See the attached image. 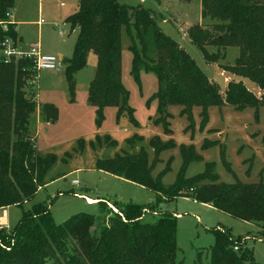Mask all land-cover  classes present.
Segmentation results:
<instances>
[{
	"label": "trees",
	"instance_id": "1",
	"mask_svg": "<svg viewBox=\"0 0 264 264\" xmlns=\"http://www.w3.org/2000/svg\"><path fill=\"white\" fill-rule=\"evenodd\" d=\"M201 17L208 23L187 28L189 40L210 62L224 59L229 48L237 49L232 64H221L223 70L252 81L260 94L249 90L242 80H230L221 93L218 86L203 74L188 53L159 28L149 9L130 7L120 0H78L77 9L66 18L77 29L72 55L64 60L63 75L70 95L74 94V74L87 66V56L96 57L95 75L89 82L87 101L95 108L98 123L108 106L117 109V118L125 115L136 126L133 109L128 105L129 93L121 83L122 33L129 40L131 52L130 75L138 80L139 70L152 72L157 79V91L151 99L157 103L153 121L162 123L170 134L168 107H181L180 115L192 121V110L200 108V128L208 122L210 106L230 105L235 110L264 106V0H199ZM14 0H0V49L8 38L20 45L15 24L9 21ZM216 47L210 53L207 47ZM63 60V59H62ZM32 60L21 58L3 62L0 51V208L21 207L32 199L45 184L48 171L56 163L53 155H38L29 135L31 119L37 103L26 97L24 86L31 75ZM40 113L45 122H54L57 109L42 104ZM190 125V124H189ZM101 142H98L100 144ZM105 145L116 143L108 138ZM140 143L138 138L127 141L129 149ZM154 158L149 162L143 147L136 152L124 150L111 158L96 161L99 170L144 186L155 193V199L145 205L131 202L112 204L113 213L104 200L98 204L107 211V224L97 228L95 217L77 213L55 225L46 205L34 204L23 210L21 218L5 231L0 230V264H185L176 259L177 214L159 211L163 201L191 197L221 209L231 216L257 224L264 231V182L246 184L235 179L232 183L219 181L214 166L185 178L187 166L200 160L192 145L180 146L181 165L175 181L162 183L170 170V157L165 169L157 176L153 168L159 155L172 150V140L162 142L158 137L149 141ZM211 144L206 142L203 147ZM222 157L224 152L221 151ZM224 165L229 164L223 158ZM196 189V190H195ZM157 218L143 222L145 213ZM214 243L209 260L192 264H257L245 240L231 238L229 231L211 230ZM237 247V250L233 248Z\"/></svg>",
	"mask_w": 264,
	"mask_h": 264
},
{
	"label": "rangeland",
	"instance_id": "2",
	"mask_svg": "<svg viewBox=\"0 0 264 264\" xmlns=\"http://www.w3.org/2000/svg\"><path fill=\"white\" fill-rule=\"evenodd\" d=\"M77 1L14 0L10 10L12 20L17 22L22 45L36 44L41 53L57 57L61 54L63 60L59 71L37 72L32 69L24 86L26 97L37 103L29 127L36 153L42 156L53 155L56 163L48 171L45 184L38 188L32 199L21 207L10 206L7 210V228L0 227V230L4 228L9 231L21 218L22 211L30 209L34 204L46 205L55 225L74 214L87 213L95 217V225L99 228L107 224L109 215L107 211H102L99 200L106 201L113 213L117 211L112 205L114 202L117 205L126 202L145 205L152 202L155 193L150 189L99 170L96 161L111 158L124 150L136 152L141 146L151 162L154 154L149 141L154 137L162 142L172 140L175 145L172 150L159 155V162L153 168V175L157 176L165 169L167 160L172 158L170 170L161 178L165 185L175 181L181 165L179 148L182 145H192L200 158L187 166L185 178L199 175L207 164H212L221 182L232 183L235 179L246 184L260 180L264 182V106H260L257 111L252 107L235 110L230 105L210 106L208 122L201 129L199 107L193 108L190 122L180 115V106L170 105L168 128L171 133L167 134L162 123L153 121L157 103L151 98L157 91L156 76L144 69L139 70L138 80L130 75L132 55L128 50L129 40L125 33L121 36V83L129 93L128 105L133 109L137 125L133 126L125 115L117 118V109L113 106L104 108L102 120L95 123V108L87 101L88 85L95 75V64L88 62L87 67L74 74L75 90L72 96L63 75L64 60L71 57L77 35V29H72L65 20L75 11ZM120 1L130 7L149 9L160 30L188 53L221 93L228 81L240 79L249 90L260 94V89L249 79L222 69L221 64L234 62L237 49L229 48L224 59L210 62L189 40L187 28L207 22L202 21L199 0ZM40 19L43 22L38 24ZM207 49L210 53L217 50L213 46ZM89 56L88 59L91 58ZM39 103L52 104L57 109L54 122L44 121ZM105 138L115 142L116 146L105 145ZM134 138H138L140 143L129 149L126 143ZM205 141L211 144L207 148L203 147ZM221 151L224 152L223 157ZM223 158L229 164V169L224 165ZM72 180H77V184H72ZM86 197L96 199L95 203H88ZM159 209L179 214L176 219L178 261L192 264L197 260L198 252H202L201 261L206 263L209 260V249L214 243L211 230L223 229L229 231L234 240L244 239L243 247L251 251L253 261L264 264V231L255 223L237 219L191 197L163 201ZM156 218L157 214L148 212L142 221L153 223Z\"/></svg>",
	"mask_w": 264,
	"mask_h": 264
},
{
	"label": "built area",
	"instance_id": "3",
	"mask_svg": "<svg viewBox=\"0 0 264 264\" xmlns=\"http://www.w3.org/2000/svg\"><path fill=\"white\" fill-rule=\"evenodd\" d=\"M10 17V13L8 15ZM43 21L40 19L38 24ZM1 57L3 62L8 63L11 60L17 61L21 58H28L32 60L33 67L37 72L40 71H59L62 66V59L55 55L44 54L39 51L36 44H29L27 49H22L18 45L6 38L1 42ZM72 184H77V180H72ZM237 250V247L233 248Z\"/></svg>",
	"mask_w": 264,
	"mask_h": 264
},
{
	"label": "crops",
	"instance_id": "4",
	"mask_svg": "<svg viewBox=\"0 0 264 264\" xmlns=\"http://www.w3.org/2000/svg\"><path fill=\"white\" fill-rule=\"evenodd\" d=\"M78 2V1H77ZM76 8H77V6H76ZM76 8H75V10H76ZM200 14H201V7H200ZM12 13L10 12V17H9V21L11 22V23H14L15 24V28H16V24H17V22L14 20H12L13 18H12ZM202 21L204 22L205 21V19H203L202 18ZM197 24H199V25H205V24H207V22L205 23V24H202V22L201 23H197ZM16 31H17V28H16ZM17 34H18V31H17ZM21 42H22V40H21ZM20 42V43H21ZM18 46L19 47H21L22 49H27V47H28V45H22V44H18ZM90 54V56L89 57H91L90 59H88V57H87V65H88V62H90L91 63V65H93V63L96 65V57H95V55L93 54V53H89ZM58 57L59 58H61V59H63V56L61 55V54H59L58 55ZM235 57H236V55H235ZM234 57V58H235ZM87 67V66H86ZM36 102V101H35ZM42 104L41 103H39L38 104V107L40 108V106H41ZM39 126V125H38ZM38 126H37V133H38ZM36 136H37V134H36ZM86 200H87V202L88 203H95V201H96V199H91V198H88V197H86ZM106 202V201H105ZM10 208V206L9 207H4V208H0V227H5V228H7L6 227V222H7V210ZM178 215L179 214H177V217H178ZM257 225V224H256Z\"/></svg>",
	"mask_w": 264,
	"mask_h": 264
},
{
	"label": "water",
	"instance_id": "5",
	"mask_svg": "<svg viewBox=\"0 0 264 264\" xmlns=\"http://www.w3.org/2000/svg\"><path fill=\"white\" fill-rule=\"evenodd\" d=\"M61 59V58H60Z\"/></svg>",
	"mask_w": 264,
	"mask_h": 264
}]
</instances>
